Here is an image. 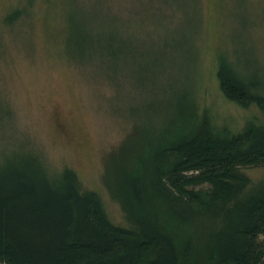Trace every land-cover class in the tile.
<instances>
[{
    "label": "rangeland",
    "instance_id": "1",
    "mask_svg": "<svg viewBox=\"0 0 264 264\" xmlns=\"http://www.w3.org/2000/svg\"><path fill=\"white\" fill-rule=\"evenodd\" d=\"M224 54L264 82V0H0V158L34 150L50 169H74L130 227L103 177L136 127L172 128L187 93L218 129L261 119L221 92ZM243 170L264 179V166Z\"/></svg>",
    "mask_w": 264,
    "mask_h": 264
},
{
    "label": "trees",
    "instance_id": "2",
    "mask_svg": "<svg viewBox=\"0 0 264 264\" xmlns=\"http://www.w3.org/2000/svg\"><path fill=\"white\" fill-rule=\"evenodd\" d=\"M217 79L228 100L255 106L261 119L218 129L187 93L172 128L154 136L134 127L103 177L130 227L111 222L74 169H50L34 150L0 158V264H264V179L243 170L264 166V82L225 54Z\"/></svg>",
    "mask_w": 264,
    "mask_h": 264
}]
</instances>
